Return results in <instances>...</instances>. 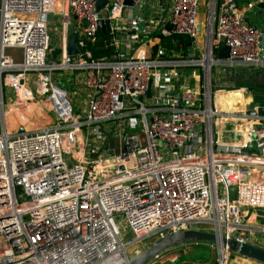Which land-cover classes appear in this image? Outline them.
Here are the masks:
<instances>
[{"label": "built area", "instance_id": "1", "mask_svg": "<svg viewBox=\"0 0 264 264\" xmlns=\"http://www.w3.org/2000/svg\"><path fill=\"white\" fill-rule=\"evenodd\" d=\"M98 1L0 0V264H130L145 240L191 230L251 244L264 232L248 221V211H264V117L213 106L195 87L197 73L194 85L176 86L182 69L200 64L155 46L186 36L205 76L214 68L224 76L264 66L262 30L239 0H107L97 12ZM51 15L61 18L55 48ZM99 43L114 49L111 58L93 57ZM222 44L230 53L221 60ZM7 49L21 50L22 62ZM59 71L82 74L74 79L86 89L81 114ZM28 76L55 122L13 130L5 89L19 90ZM220 250L218 264H230L229 249Z\"/></svg>", "mask_w": 264, "mask_h": 264}, {"label": "rangeland", "instance_id": "2", "mask_svg": "<svg viewBox=\"0 0 264 264\" xmlns=\"http://www.w3.org/2000/svg\"><path fill=\"white\" fill-rule=\"evenodd\" d=\"M210 9L207 3L203 1V5H201L199 9V17L201 19H205V28L203 37H205L207 32L208 19L210 18ZM52 26L50 28V35L52 38V42L55 47H59L61 45L60 38V25L57 19H61L59 16L53 18L51 15ZM205 21V20H204ZM203 40V39H202ZM195 47V46H194ZM55 54L60 52V50L55 49ZM178 52L167 53V58L172 59L173 57L178 60L176 56ZM58 55V54H56ZM182 57L188 59L187 57L191 56V60L198 61L200 66L185 68L182 69V75L185 73L184 77H188L193 75L196 72L199 75L197 79V84L199 90L204 95H210V99L212 101L213 106L218 104L217 97L220 94L229 93V92H238L237 90L230 87L231 81L227 79V76L220 75L218 76L217 71L221 69H213L211 76H205L204 67L201 64L202 55L201 53H193V52H182ZM180 60H182L180 58ZM201 61V62H200ZM79 75L82 76L81 73L75 72H55V77L58 80V84H64V87L69 90L68 99L75 108V110L81 114L85 110V102L87 100L86 97V89L83 84L77 86L75 84V77ZM183 77V78H184ZM226 77V79H225ZM31 80H27L25 86H22L19 90L10 89L7 91L5 89V104L7 107V112L9 113L8 122L13 130L19 129L20 126H24L25 128H33V127H44V126H53L55 122L54 116L50 111V106L45 102V99L37 94V88L34 83L33 76H28ZM193 78V77H192ZM221 79L222 82H218ZM226 80V81H225ZM30 81V82H29ZM73 87H69V85ZM192 86V84H186L185 86ZM209 86V88H208ZM209 92V93H208ZM242 96L240 103L233 105L237 106L235 109H238L237 115L242 116L245 113L244 109V100L245 97L240 91ZM206 97V96H205ZM219 105V104H218ZM219 107H221L219 105ZM226 110H228L229 105L223 106ZM227 107V108H226ZM233 110V109H232ZM231 110V111H232ZM111 127V126H110ZM106 132V130L104 131ZM85 138L87 134H84ZM263 227V226H262ZM252 245L261 247L264 249V232L254 231L252 236L249 239ZM152 241L147 239L142 244H139L138 248L140 254L144 252L145 249L151 247ZM139 254V255H140ZM135 254V251L129 252L130 263L137 259L139 256ZM220 258V247L218 244L202 242V243H190V244H182L177 247H171L164 252H162L158 257L152 259L148 264H218ZM230 264H261L259 262L248 260L242 256L234 254L230 252Z\"/></svg>", "mask_w": 264, "mask_h": 264}, {"label": "water", "instance_id": "3", "mask_svg": "<svg viewBox=\"0 0 264 264\" xmlns=\"http://www.w3.org/2000/svg\"><path fill=\"white\" fill-rule=\"evenodd\" d=\"M107 0H99L96 5V11L100 12L103 7L106 5ZM131 5V2L127 3ZM264 7V6H263ZM100 28L104 35H108L110 33V26L108 21L102 20L100 22ZM68 35L70 36V41L68 43V52L70 56H76L79 54V50L77 48V35L75 34V28L73 24H70L68 27ZM120 39V37H117ZM191 43L189 47H191ZM124 51V49H122ZM230 49L226 45H220L218 49V59H227L229 58ZM5 56L13 59L14 63L20 64L22 61V51L7 49L5 51ZM210 76V72H208ZM150 95L148 94V97ZM248 116H262L264 117V107H258L257 110H253L247 113ZM209 242L218 244L220 247H226L230 252L242 256L244 258L259 262L264 264V249L249 243H243L236 240H226L220 236L215 235L214 233H209L205 231L191 230L187 232H179L172 234L166 237L163 240L156 242L151 245L148 249H145L143 253H141L136 260H134L130 264H148L152 259L158 257L162 252L171 248L177 247L182 244H190V243H202Z\"/></svg>", "mask_w": 264, "mask_h": 264}, {"label": "crops", "instance_id": "4", "mask_svg": "<svg viewBox=\"0 0 264 264\" xmlns=\"http://www.w3.org/2000/svg\"><path fill=\"white\" fill-rule=\"evenodd\" d=\"M242 11L246 12V20L247 22L255 27H258L263 32V47H264V0H239ZM249 3H253L254 7L251 10H247V5ZM200 23L202 24V30L204 32L205 28V19H201L199 17ZM205 20V21H204ZM199 51L198 48H196ZM196 73V72H194ZM185 73H183L180 81H175L174 84L176 86L183 85V81L185 80L186 84L194 85V81L191 76L189 78L184 77ZM227 79L231 81L230 87L237 91H241L245 97L244 100V109L245 112H250L253 110H257L258 107H264V66L263 67H235L231 68L225 74ZM184 77V78H183ZM226 79V77H225ZM226 81V80H225ZM223 83V81L221 80ZM64 86V84H62ZM76 86V85H73ZM71 84L69 87H73ZM77 86H79L77 84ZM198 88L197 84L195 85ZM223 108V107H221ZM227 108V107H226ZM225 109V108H223ZM231 110V109H229ZM234 111V110H233ZM239 112V110H238ZM236 144V143H233ZM248 221L252 226L264 227V211L263 210H255L248 211ZM250 260V259H248Z\"/></svg>", "mask_w": 264, "mask_h": 264}, {"label": "trees", "instance_id": "5", "mask_svg": "<svg viewBox=\"0 0 264 264\" xmlns=\"http://www.w3.org/2000/svg\"><path fill=\"white\" fill-rule=\"evenodd\" d=\"M103 40H106L108 37L101 36ZM191 42L190 38L183 36V35H176L172 34L169 37H163L161 36V40L159 44L155 46V51L162 49L166 54L167 53H173V52H180L183 53L189 52L188 44ZM93 50V57L95 59H101V58H111L113 54V48L112 47H105L103 43H99ZM56 54H59L57 52Z\"/></svg>", "mask_w": 264, "mask_h": 264}, {"label": "bare ground", "instance_id": "6", "mask_svg": "<svg viewBox=\"0 0 264 264\" xmlns=\"http://www.w3.org/2000/svg\"><path fill=\"white\" fill-rule=\"evenodd\" d=\"M241 98H242V96H241L239 91L220 94L217 97L218 104L221 107L229 105L228 109H231V110L233 109L234 111H237V112H238V109H235V107H237L238 105L237 106H233V105L240 103ZM220 249H221V246H220ZM220 251H221V253H224L223 250H220Z\"/></svg>", "mask_w": 264, "mask_h": 264}]
</instances>
